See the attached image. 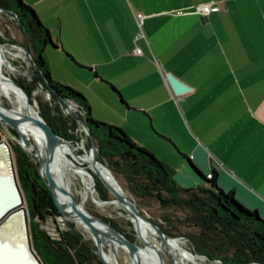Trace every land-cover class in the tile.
<instances>
[{
  "label": "crops",
  "instance_id": "0c3cea01",
  "mask_svg": "<svg viewBox=\"0 0 264 264\" xmlns=\"http://www.w3.org/2000/svg\"><path fill=\"white\" fill-rule=\"evenodd\" d=\"M23 1L56 46L43 51L51 79L82 93L95 120L156 152L140 141L150 136L139 131L146 128L139 117L133 135L120 119L163 114L171 128L173 115L185 135L186 127L194 135L181 156L203 174L215 170L223 190L264 218V0ZM200 3L218 8L191 12ZM167 74L189 89L174 94ZM172 155L168 165L198 184Z\"/></svg>",
  "mask_w": 264,
  "mask_h": 264
},
{
  "label": "trees",
  "instance_id": "16d2710c",
  "mask_svg": "<svg viewBox=\"0 0 264 264\" xmlns=\"http://www.w3.org/2000/svg\"><path fill=\"white\" fill-rule=\"evenodd\" d=\"M0 7L15 11L23 18L27 32L24 46L48 82L46 85L34 69L29 83L18 81V84L31 98L32 91L39 86L48 92V100L37 98L38 112L62 139L76 141L75 133L80 131V126L72 115L64 112L59 96L70 101L80 118L91 127L100 161L139 210L143 211L151 204L165 211L177 210L183 214L181 225L193 229L181 233L169 216L163 215L160 221L150 216L165 233L172 237L185 235L195 251L208 261L264 264V218L240 203L233 191L223 190L218 185L215 170L212 169L207 177L187 157L188 164L201 180L189 188L178 185L174 179L175 171L169 165L145 147L135 144L122 128L95 120L83 94L51 79L43 51L46 47L56 46L34 9L23 0H0ZM111 89L125 105L118 90L112 85ZM11 152L28 210L31 246L42 264H102L94 242L86 240L74 229L73 223L59 229L58 218L62 216L43 182L38 165L18 145H13ZM89 171L94 176L96 190L98 177L91 169ZM50 230L54 235H50Z\"/></svg>",
  "mask_w": 264,
  "mask_h": 264
},
{
  "label": "water",
  "instance_id": "95a60500",
  "mask_svg": "<svg viewBox=\"0 0 264 264\" xmlns=\"http://www.w3.org/2000/svg\"><path fill=\"white\" fill-rule=\"evenodd\" d=\"M1 12H5L14 16L17 23L22 28V32L24 38H26V27L23 21V18L17 14L15 11L8 10L0 7ZM25 48V55L28 60V63L31 67L37 70L38 74L41 76L42 80L46 85L48 82L42 71L34 62L32 55L30 54L28 48ZM168 83L174 94L179 95L189 88L177 80L170 74L166 76ZM16 87H18L26 100L29 103L30 108H34V102L26 90L18 84L13 79L9 80ZM49 90L55 94L57 92L48 87ZM60 101L67 113L72 115L78 122L80 129L84 132V134L88 138L89 143V156L90 162L89 165L91 169L98 177L99 182L104 186L107 192L111 195L112 199L110 200H101L100 202L104 205L106 204H117L119 208L123 211L126 218L134 225L139 221L143 222L150 231L153 233L154 237L160 241L161 243H167L169 240L181 239L180 237H172L165 233L157 224H155L149 216L143 211L139 210L131 197L126 193V191L121 187V185L117 182L114 175L110 172V170L100 161L98 150L95 144L94 136L91 127L78 115L74 106L67 99L59 96ZM39 113V112H38ZM33 123H35L44 133L46 137V146H45V160L41 157H37L39 162V173L43 178V182L50 191L53 201L58 208L61 216L65 219H71L75 221L77 218L83 228L89 232L91 238L96 247V254L99 257L102 264H112L104 257L103 246L106 243H114L122 246V249L128 254L130 260H133L134 254L138 252V244L134 243L130 239H128L124 234L116 230L114 227L109 225L107 222L102 221L100 219L95 218L91 215L86 209L85 205L77 200L73 195H71V199L66 200L61 198L56 192L57 185L52 180V167H53V154L56 146L59 143L64 142L62 139L52 128L51 126L42 118L39 114L38 118H30ZM0 121L5 123L8 126L13 125L14 119L10 116L4 115L0 112ZM21 145V144H20ZM22 146V145H21ZM23 147V146H22ZM0 148L4 149V159L6 161V174L3 178H6L7 183L0 186V229H2L1 225L5 222H8L11 218H13L18 212H20L22 216V224H23V236L24 239L21 241H13L10 237H4L0 234V264H42L34 250L31 246L30 233H29V216L28 210L24 207V197L22 191L19 187L18 180L15 173V168L13 164V159L10 150L6 147V144L1 140L0 136ZM101 168H104L110 174L113 182L102 178L99 175V171ZM2 178V176H0ZM68 208L70 210H68ZM98 224H102L105 228L99 226ZM114 235V240L111 239L109 234ZM187 240V239H186ZM188 241V240H187ZM140 245L144 246L147 249L154 251L158 257V264H164V257L162 253L159 251L157 245L151 243L148 240L139 237ZM190 242V241H189ZM191 244V243H190ZM192 246V253L200 259L207 260V258L199 253H197ZM113 254H116V250L113 249ZM11 255L12 257H9ZM215 264H224L220 260H210ZM138 263V262H137ZM118 264V263H117ZM120 264V263H119ZM249 264H260L251 262Z\"/></svg>",
  "mask_w": 264,
  "mask_h": 264
},
{
  "label": "rangeland",
  "instance_id": "374dc122",
  "mask_svg": "<svg viewBox=\"0 0 264 264\" xmlns=\"http://www.w3.org/2000/svg\"><path fill=\"white\" fill-rule=\"evenodd\" d=\"M30 1H34V0H30ZM0 44L2 45L6 60L11 66L10 70L3 68V72L5 74L10 73L12 79L17 83L18 81H22L25 84L29 83L32 79L34 68L30 66L25 55L24 35L22 32V28L14 18H12L9 14L1 11H0ZM66 75L70 79L72 78L70 75L68 74ZM38 97L45 101L49 99V94L41 86H39L37 89L32 91V100L34 102V109L37 111H38V104H37ZM0 103L7 108H12L13 106L5 98L3 99L0 98ZM63 110L65 113H67L64 107ZM134 115L139 117L141 123H143L146 127L145 130L142 131L141 128L139 129V131L145 133L147 137L150 136L149 140H147V138H143L140 141H142V143H146V145H148L149 147L153 146L156 152L159 153L160 156H158L156 152L151 151L150 149L145 147L147 150L152 152L158 159H160L162 162L166 163L167 165L171 164L167 160L171 159L169 156L173 154L172 161L178 164L179 163L181 164L182 163L181 161H183L187 169L190 170V172L194 176H196L198 181L201 180V178L192 170L191 166L188 164L185 157L181 156L180 154V153H186L185 151L187 147L191 145V141H192L191 138L194 139L193 131L189 130L186 127L187 135H185L186 132L181 128L177 119L173 115H170L171 128L170 127L168 128L163 114H149L151 118L154 117V122L153 121L151 122L149 115L133 112L128 114V116L130 117V121H126L124 117L120 119V122L122 123L123 127H125V129H127V131H129V133H131L132 135L134 134V125L132 123L134 121L133 119ZM135 132H138V130L135 129ZM75 135L77 138L76 141L68 142V143L70 144L73 150L72 155H74V157L76 156L77 157V158L75 157L76 159H81L86 153H88V148H89L88 138L81 129L78 133H75ZM0 136H1V140L6 144V147L10 150V152H11V147L13 145H18L24 152H26L29 155L32 162L38 165V169H39V162L35 155V146L31 137L28 134L20 133L17 128V124L15 122L11 127L0 121ZM144 139H146L147 141ZM11 155L14 164V157L12 152ZM85 167L91 169V166L88 163L85 164ZM181 168L180 167L175 168L177 171L174 174V179L176 183L181 187H185V188L194 186L193 184H188L184 182L186 178H184L185 176L182 174L183 168L182 169ZM74 181L75 182L73 183L72 186L73 194L78 201H81V197L77 195L78 191L82 189L81 181L79 179L78 181L77 180ZM96 190H97L96 195L99 199L101 200L112 199L111 195L107 192V190L99 182V180H97L96 183ZM24 207L26 208L25 201H24ZM85 207L88 210V212L91 215H93L95 218L107 222L109 225H111L116 230L124 234L128 239L138 244V246L140 247H144V246L140 245L139 237H142L145 240H150L153 244L156 245L158 243L157 247L164 257V264H183L182 260H180L175 256L176 253L174 252V249H172L169 245H167L166 243H161L154 236L150 235L149 232L145 229L139 231L136 228L135 223L134 225H132V223L126 218L125 214L119 208L118 205L106 204L103 206H98L94 204L89 198L85 202ZM143 211L149 216V218L150 216L151 217L153 216L157 218L159 221L161 220L160 217H162L163 215L169 216V218L173 220V224L178 227L181 233L193 231L192 227L181 225L183 221V214L177 210L172 209L165 211L163 209L158 208L155 204H151V206L148 207L145 206ZM61 221H63L61 222V224L64 223L65 226H67L68 223H73L74 229L80 232L86 240L93 241L89 232L84 228H82L76 221L71 219H65L63 217ZM51 231L52 230H50V232ZM184 236L185 235H180L177 237L181 238L183 247L192 252V246L190 242L184 238ZM105 246L106 245H104V247ZM118 253L122 264H132L128 257V254L123 249L119 248ZM186 263L190 264L189 262ZM200 263L215 264L212 261L203 260V259H200Z\"/></svg>",
  "mask_w": 264,
  "mask_h": 264
},
{
  "label": "bare ground",
  "instance_id": "6f19581e",
  "mask_svg": "<svg viewBox=\"0 0 264 264\" xmlns=\"http://www.w3.org/2000/svg\"><path fill=\"white\" fill-rule=\"evenodd\" d=\"M3 68L10 70L11 66L7 62L2 45L0 44V98L7 99L13 105L12 108H7L0 103V112L14 119L20 133L28 134L31 137L35 146L36 157H41L44 161L46 155V137L42 130L30 119L38 118L39 113L34 108H30L22 91L9 81L12 79L10 73L5 74ZM4 152V149L0 148V176H2V178H0V186L7 183V179L3 178L6 174ZM72 154L73 150L70 144L66 141L59 143L54 150L52 180L58 186L57 189H55V192L63 199H71L70 196H74L72 189L73 183L75 182L74 180L78 181L79 179L82 185V189L78 191L77 194L81 197L80 202L85 205V202L90 198L94 204L103 206L104 204L100 202L101 199L96 195L94 176L89 169L85 167V164H89L90 162L89 152L86 153L83 158L80 157L81 159H76L77 157L75 156V158ZM99 175L102 178L113 182L106 169L101 168ZM68 210L70 209L68 208ZM75 221L83 228L81 222L77 218H75ZM98 225L105 228L102 224ZM135 226L139 231L145 229L150 235L154 236L143 222L139 221L135 223ZM1 227L0 234L2 236H8L13 241H21L24 239L22 216L20 212L8 222L3 223ZM109 236L114 240L115 237L113 234L110 233ZM166 244L174 249V252L176 253L175 256L182 260L183 264H187L186 262H189L190 264H201L200 259L197 256L183 247L181 239L169 240ZM104 245H106L105 247L103 246L104 257L112 264H122L119 257L120 252L118 253L119 248L122 249V246L111 242H108L107 244L105 243ZM113 249L116 250V254H113ZM9 257L12 256L9 255ZM130 261L132 264H158V257L154 251L138 246V252L134 254L133 260Z\"/></svg>",
  "mask_w": 264,
  "mask_h": 264
},
{
  "label": "built area",
  "instance_id": "2783aa9c",
  "mask_svg": "<svg viewBox=\"0 0 264 264\" xmlns=\"http://www.w3.org/2000/svg\"><path fill=\"white\" fill-rule=\"evenodd\" d=\"M217 8H218L217 5L214 4V3H200V4H196V5L192 6L191 12H193L195 14L206 16L210 12L217 10ZM178 13H182V11H178ZM138 19H139V23L141 24L142 18H141L140 15L138 16ZM132 53L134 55H141V50H140V48L135 47L134 50L132 51ZM207 177H210L209 173L207 174ZM61 219H62V217L58 218V222H59L58 223V227H59V229H62V228L65 227L64 223L61 224V222H63V221H61ZM50 235H54L53 231L50 232Z\"/></svg>",
  "mask_w": 264,
  "mask_h": 264
}]
</instances>
